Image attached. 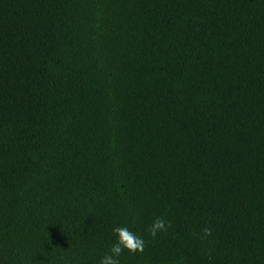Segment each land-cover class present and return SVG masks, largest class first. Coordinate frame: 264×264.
Masks as SVG:
<instances>
[{"label": "trees", "instance_id": "16d2710c", "mask_svg": "<svg viewBox=\"0 0 264 264\" xmlns=\"http://www.w3.org/2000/svg\"><path fill=\"white\" fill-rule=\"evenodd\" d=\"M118 226L120 264H264V0H0V264Z\"/></svg>", "mask_w": 264, "mask_h": 264}, {"label": "clouds", "instance_id": "9594fccd", "mask_svg": "<svg viewBox=\"0 0 264 264\" xmlns=\"http://www.w3.org/2000/svg\"><path fill=\"white\" fill-rule=\"evenodd\" d=\"M172 227L171 221L163 217H156L146 228V232L151 237H156L160 232H166ZM116 242L111 246L109 251L105 253L99 260V264H120L119 257L125 251L131 254L142 253L145 248V240L131 231L127 226H118L112 229ZM200 240H205L212 235V228L204 226L195 233Z\"/></svg>", "mask_w": 264, "mask_h": 264}]
</instances>
